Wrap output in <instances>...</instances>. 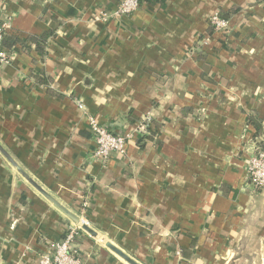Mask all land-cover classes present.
Returning <instances> with one entry per match:
<instances>
[{
    "label": "crops",
    "instance_id": "0c3cea01",
    "mask_svg": "<svg viewBox=\"0 0 264 264\" xmlns=\"http://www.w3.org/2000/svg\"><path fill=\"white\" fill-rule=\"evenodd\" d=\"M120 1L0 0L21 40L54 32L45 56L3 45L0 144L96 232L75 239L82 264H130L106 242L139 264H264L248 172L264 149V0H142L116 17ZM215 13L226 40L209 33ZM147 114L125 153L95 158L90 115L125 131ZM71 222L0 152V264H40Z\"/></svg>",
    "mask_w": 264,
    "mask_h": 264
},
{
    "label": "built area",
    "instance_id": "2783aa9c",
    "mask_svg": "<svg viewBox=\"0 0 264 264\" xmlns=\"http://www.w3.org/2000/svg\"><path fill=\"white\" fill-rule=\"evenodd\" d=\"M142 0H121L114 16L121 17L131 14L137 10ZM101 17L106 21L109 19L107 13ZM210 26L214 27V32L220 34L221 40H226L229 33L230 20L220 13L211 16ZM10 27L6 21L0 26V64L10 60L11 55L3 46V30ZM78 106L84 108L83 102L78 101ZM151 115L147 114L144 119L138 122L133 130L113 131L107 125L100 123L95 117L90 115L87 119L92 137L96 143L94 151L95 158L102 164L106 163L113 154H122L126 152V145L129 139L139 136L148 131ZM248 172L253 180L254 186L258 189H264V149L256 148L248 163ZM83 223L86 221L80 218ZM85 231L81 224L71 222L64 236L50 244L47 251L41 254L40 264H82L81 257L74 249L76 237ZM179 253V252H178Z\"/></svg>",
    "mask_w": 264,
    "mask_h": 264
},
{
    "label": "trees",
    "instance_id": "16d2710c",
    "mask_svg": "<svg viewBox=\"0 0 264 264\" xmlns=\"http://www.w3.org/2000/svg\"><path fill=\"white\" fill-rule=\"evenodd\" d=\"M149 1L150 3H155L156 0H147ZM3 24V20H0V26ZM214 27L213 26H210L209 27V33H214ZM15 31L12 30L11 27H8V28H5L3 30V45L8 47V48H12L14 45H16L17 43H20V44H24L26 43V41H30V43H34L36 45V50L38 52H40V54L42 56H45L47 54V51H46V47H47V43H48V40L51 36L54 35V32H46L44 34H42L41 36H33V35H30L28 36L25 40H21L19 38V35L18 33H14ZM200 40L203 39V36L201 38H199ZM199 55L201 57H205V54H204V51L203 50H200L199 52ZM34 78L36 79V81L40 84H43V85H46L49 87L50 84H48V78L45 77L44 75V72L41 71L39 74H33ZM251 123L254 124L256 126L257 129H259V123L256 121V118H251ZM153 136V133H150L148 136H146L145 138H152ZM145 138L141 139V140H138V143L140 144V146H143L144 144V141L146 140Z\"/></svg>",
    "mask_w": 264,
    "mask_h": 264
},
{
    "label": "water",
    "instance_id": "95a60500",
    "mask_svg": "<svg viewBox=\"0 0 264 264\" xmlns=\"http://www.w3.org/2000/svg\"><path fill=\"white\" fill-rule=\"evenodd\" d=\"M0 152L7 158V160L22 174L27 181L34 186L41 194H43L48 200H50L55 206H57L61 211H63L71 220L77 224H81L83 229L92 235H96V232L86 223L66 208L62 203H60L56 198H54L50 193H48L40 184H38L24 169L14 160V158L9 154V152L0 144ZM106 245L115 251L118 255L124 258L130 264H139L136 260L122 251L120 248L112 244L111 242H106Z\"/></svg>",
    "mask_w": 264,
    "mask_h": 264
}]
</instances>
